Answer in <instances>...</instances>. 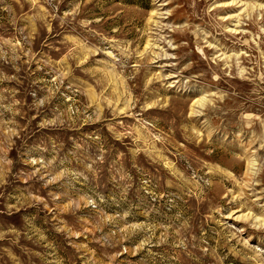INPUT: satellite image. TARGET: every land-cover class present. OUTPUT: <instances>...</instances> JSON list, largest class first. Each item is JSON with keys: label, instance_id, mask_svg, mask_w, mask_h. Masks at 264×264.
<instances>
[{"label": "rangeland", "instance_id": "1", "mask_svg": "<svg viewBox=\"0 0 264 264\" xmlns=\"http://www.w3.org/2000/svg\"><path fill=\"white\" fill-rule=\"evenodd\" d=\"M0 264H264V0H0Z\"/></svg>", "mask_w": 264, "mask_h": 264}, {"label": "bare ground", "instance_id": "2", "mask_svg": "<svg viewBox=\"0 0 264 264\" xmlns=\"http://www.w3.org/2000/svg\"><path fill=\"white\" fill-rule=\"evenodd\" d=\"M200 102V101H199ZM199 102H198V104H199ZM202 103V102H201ZM204 103V102H203ZM203 103H202V105H203Z\"/></svg>", "mask_w": 264, "mask_h": 264}]
</instances>
